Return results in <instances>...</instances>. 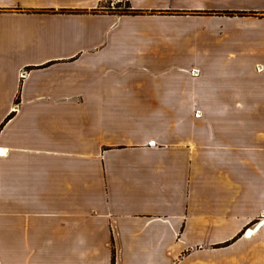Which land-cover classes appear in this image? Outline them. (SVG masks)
Here are the masks:
<instances>
[{"label": "crops", "instance_id": "obj_1", "mask_svg": "<svg viewBox=\"0 0 264 264\" xmlns=\"http://www.w3.org/2000/svg\"><path fill=\"white\" fill-rule=\"evenodd\" d=\"M0 264H264V0H0Z\"/></svg>", "mask_w": 264, "mask_h": 264}, {"label": "rangeland", "instance_id": "obj_2", "mask_svg": "<svg viewBox=\"0 0 264 264\" xmlns=\"http://www.w3.org/2000/svg\"><path fill=\"white\" fill-rule=\"evenodd\" d=\"M114 6V7H113ZM111 4H105V7H110V8H106V10L108 9H114L120 13H127L129 11V9L127 6V2H119V3H115L114 5ZM139 11V10H137ZM200 12H206V13H215V14H221V15H230V14H240V12L238 11H200ZM198 115L202 114V117H208L212 120H214L216 122V124L218 126L221 127H217V128H221L222 129V124H223V119L225 117H227V115L229 114V112H225L224 110H216V111H210V112H197Z\"/></svg>", "mask_w": 264, "mask_h": 264}, {"label": "trees", "instance_id": "obj_3", "mask_svg": "<svg viewBox=\"0 0 264 264\" xmlns=\"http://www.w3.org/2000/svg\"><path fill=\"white\" fill-rule=\"evenodd\" d=\"M127 6H128V8H130V4H129V2H127ZM138 11L137 10H134V9H129V11L127 12V13H137ZM241 13V12H240Z\"/></svg>", "mask_w": 264, "mask_h": 264}]
</instances>
